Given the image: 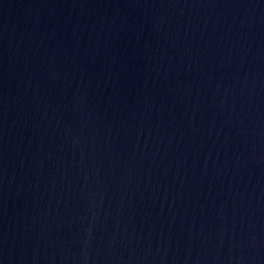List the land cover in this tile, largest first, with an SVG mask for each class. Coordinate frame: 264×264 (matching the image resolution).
I'll return each instance as SVG.
<instances>
[{
	"label": "water",
	"instance_id": "water-1",
	"mask_svg": "<svg viewBox=\"0 0 264 264\" xmlns=\"http://www.w3.org/2000/svg\"><path fill=\"white\" fill-rule=\"evenodd\" d=\"M0 264H264V0H0Z\"/></svg>",
	"mask_w": 264,
	"mask_h": 264
}]
</instances>
